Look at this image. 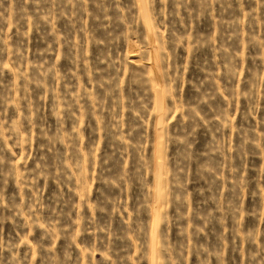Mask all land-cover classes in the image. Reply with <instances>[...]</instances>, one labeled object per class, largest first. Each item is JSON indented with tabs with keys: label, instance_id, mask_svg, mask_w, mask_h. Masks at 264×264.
I'll list each match as a JSON object with an SVG mask.
<instances>
[{
	"label": "rangeland",
	"instance_id": "374dc122",
	"mask_svg": "<svg viewBox=\"0 0 264 264\" xmlns=\"http://www.w3.org/2000/svg\"><path fill=\"white\" fill-rule=\"evenodd\" d=\"M0 264H264V0H0Z\"/></svg>",
	"mask_w": 264,
	"mask_h": 264
}]
</instances>
